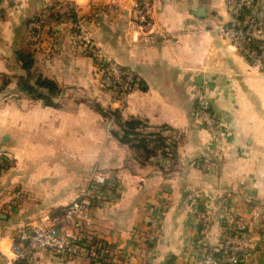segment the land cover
Segmentation results:
<instances>
[{
    "label": "crops",
    "instance_id": "1",
    "mask_svg": "<svg viewBox=\"0 0 264 264\" xmlns=\"http://www.w3.org/2000/svg\"><path fill=\"white\" fill-rule=\"evenodd\" d=\"M227 23L225 0L0 3V77L11 81L0 104V264L15 259L11 238L49 226L81 238L76 264H93L94 249L114 264H193L219 253L238 223L253 248L245 264H264V72L219 34ZM78 27L117 65L136 69L140 86L124 106L101 89ZM20 52L33 55L31 74ZM39 77L59 86L55 106L20 90L21 79L35 86ZM201 91L223 125L222 147L197 119ZM112 116L143 124L130 144ZM97 170L116 199L93 209L90 226H66ZM18 264L75 263L35 251Z\"/></svg>",
    "mask_w": 264,
    "mask_h": 264
},
{
    "label": "built area",
    "instance_id": "2",
    "mask_svg": "<svg viewBox=\"0 0 264 264\" xmlns=\"http://www.w3.org/2000/svg\"><path fill=\"white\" fill-rule=\"evenodd\" d=\"M228 13V23L219 29L230 47L244 57L253 67L264 72V0H225ZM18 0H0V3H17ZM252 9L251 15L246 11ZM138 26L144 30L148 19L142 13L137 17ZM77 29L79 42L87 47L96 61V75L99 85L105 92H111L121 99L122 106L129 97L139 89V78L135 68H123L110 59L105 52L94 46L90 34ZM151 36L146 42H151ZM197 119L210 135L211 140L222 147L224 144V129L221 121L213 110V105L206 91L197 96ZM115 116L110 123H115ZM116 189V188H115ZM117 197L112 186V179L102 170L93 172L88 184L79 191L77 200L69 207L65 215L66 226H90L92 224L93 209L111 203ZM202 229L209 227V220L205 213L199 212ZM236 230L227 229L224 234L221 259L215 253H205L193 264H239L247 262L252 256V250L245 235L247 228L243 224H236ZM5 239L4 228L0 225V244ZM14 261L9 264H18L27 260L35 251H44L65 257L75 263L83 255V241L72 234H62L57 226L35 227L23 229L18 237L11 238ZM199 241L197 249H201ZM93 264H114L104 262L103 252L94 249L90 253ZM190 264V263H187Z\"/></svg>",
    "mask_w": 264,
    "mask_h": 264
},
{
    "label": "trees",
    "instance_id": "3",
    "mask_svg": "<svg viewBox=\"0 0 264 264\" xmlns=\"http://www.w3.org/2000/svg\"><path fill=\"white\" fill-rule=\"evenodd\" d=\"M252 9H249L246 11L247 15H251ZM257 45H264L263 41H259L256 43ZM19 60L23 63V69L28 73L31 74V71L34 67V59L33 55L20 52L18 54ZM1 78H7V77H0ZM11 84V81L8 79V81L5 82L4 86L0 89V91H6ZM20 90L27 94L28 96L32 97L33 99L42 100L47 106H55L53 99L60 95L61 90L59 86L49 79H45L43 77H39V79L36 82V85L33 86L30 83V78H24L21 79L20 83ZM118 124H120L119 117L116 116ZM143 124L139 121H129L124 122L120 124V127L122 128V137L121 140L125 142L126 144H130L133 139L131 137L135 138L139 133L138 130L140 127H142ZM145 142L144 140L142 141ZM215 256L219 259L223 257V253L219 252L216 253ZM239 264H245V263H239Z\"/></svg>",
    "mask_w": 264,
    "mask_h": 264
},
{
    "label": "rangeland",
    "instance_id": "4",
    "mask_svg": "<svg viewBox=\"0 0 264 264\" xmlns=\"http://www.w3.org/2000/svg\"><path fill=\"white\" fill-rule=\"evenodd\" d=\"M6 81H8V78H1L0 79V89L4 86V84H5ZM9 97L10 96H9L8 89L6 91H3V92L0 91V104L3 103V102H5Z\"/></svg>",
    "mask_w": 264,
    "mask_h": 264
},
{
    "label": "water",
    "instance_id": "5",
    "mask_svg": "<svg viewBox=\"0 0 264 264\" xmlns=\"http://www.w3.org/2000/svg\"><path fill=\"white\" fill-rule=\"evenodd\" d=\"M203 10H204V8L202 9L201 13L203 12ZM199 16H201V15H199Z\"/></svg>",
    "mask_w": 264,
    "mask_h": 264
}]
</instances>
